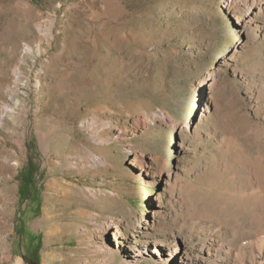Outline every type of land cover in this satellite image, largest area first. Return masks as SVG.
I'll list each match as a JSON object with an SVG mask.
<instances>
[{"label": "rangeland", "instance_id": "374dc122", "mask_svg": "<svg viewBox=\"0 0 264 264\" xmlns=\"http://www.w3.org/2000/svg\"><path fill=\"white\" fill-rule=\"evenodd\" d=\"M0 264H264V0H0Z\"/></svg>", "mask_w": 264, "mask_h": 264}, {"label": "bare ground", "instance_id": "6f19581e", "mask_svg": "<svg viewBox=\"0 0 264 264\" xmlns=\"http://www.w3.org/2000/svg\"><path fill=\"white\" fill-rule=\"evenodd\" d=\"M107 232V231H106Z\"/></svg>", "mask_w": 264, "mask_h": 264}]
</instances>
